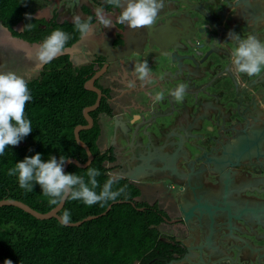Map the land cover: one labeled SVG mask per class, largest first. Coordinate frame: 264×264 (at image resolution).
I'll use <instances>...</instances> for the list:
<instances>
[{"label":"flooded vegetation","instance_id":"obj_1","mask_svg":"<svg viewBox=\"0 0 264 264\" xmlns=\"http://www.w3.org/2000/svg\"><path fill=\"white\" fill-rule=\"evenodd\" d=\"M245 1L254 9V14L256 13L259 17L257 20L264 19V0ZM100 6H104L113 15L120 11L103 4V0H35L31 15L34 18L39 17L40 26L44 28L48 25L52 28L56 24L73 23L72 17L76 14L82 18L92 17L96 37L87 44L82 42L84 38L79 37L75 43L65 48V50L67 48L73 50L64 53L70 54V59L76 68L91 74L88 79L95 75L94 84L103 93L101 103L96 109L103 104L104 100L110 105V111L103 110L97 116L91 114L94 117V125L96 121L101 124V134L98 140L101 150L114 156L112 160L108 161L110 173L121 175L122 172L130 170L131 167L139 163L137 159L139 152L137 150L129 151L131 148L126 146V143L122 142L116 134H125L124 125L130 126L132 122L138 123L140 115H143V110L146 107L145 97L154 83L153 77L158 74V66L155 65L157 59L149 53L153 48L158 49V47L157 45L148 47L149 44L145 43L146 36L143 37V33H147V30L150 29H126L124 25H115L111 29L103 28L97 23L94 14V8ZM184 7L183 0H165V6L160 9L155 27L174 24L175 14L172 12L175 9L183 10ZM112 19L115 20V16H112ZM257 22L256 28L258 29L263 20ZM24 25L23 20L12 24V26L0 21V65H3L5 69L30 74L36 63L35 49L43 40H35L32 38L34 34L22 31ZM125 30L127 31L126 35L132 36L133 39L130 44L131 48L129 51L124 50L125 55L120 59L114 52L119 50V46L126 44L122 38ZM258 31L262 32L259 29ZM106 40L112 41L113 45L110 49L102 48V43ZM79 43H83L80 48ZM76 53L78 54L76 55ZM82 53H87V57ZM110 54L113 55V59H107ZM145 59L151 69V79L149 82L141 83L134 75V65ZM44 68L45 65L41 67L38 74L31 76L30 79L39 77ZM236 72L233 69L225 71L223 80L220 79V74H214L212 80L216 81L215 86L206 89L208 92L211 90L213 94L201 95V98L210 100L214 109L222 113L221 120H230L226 125L233 126L234 131L230 130V127H227V130L221 129L220 134L223 136H220L216 126L209 128L210 123H207L206 128L201 131L189 130V133L186 134L188 137L192 134L198 135L197 138L190 137L189 140L196 147L187 142L188 149L186 147L183 156L178 157L175 163L177 171L158 169L153 173L149 172L150 174L147 172L141 179L133 181L127 177L141 190L135 199L145 201L149 205H157L163 217V221L158 227L162 231L161 238L171 243V257L166 258L161 264H172V262L194 264L193 262L201 260L202 255L208 264H264V258L258 257L260 252H250L251 247H259L264 242L250 233L253 230L263 233L264 228L255 225L256 223L254 227H249L237 215L240 213V209L247 205L251 207L254 205L264 206V146L262 147V156L242 160L239 165L233 166L236 171L231 172L228 181L220 172L214 173L211 169L213 165L209 161L207 162L209 157L220 156L224 146L229 142L228 140L233 139L238 132L264 126V92L256 93L259 89L257 87L254 89L255 91L252 90L246 94L244 88L247 84L242 85V79L237 77ZM130 81L135 82V87L127 86ZM90 90L96 92L97 100L98 92L94 89ZM250 95L253 96V101L245 111L242 104ZM192 104L193 102L187 105L190 113ZM117 120L119 122L116 124ZM220 126L224 127L222 124ZM179 131V127L171 129L168 132L170 139L176 141ZM108 133V138L112 137L114 141L111 144L105 139ZM110 140L112 141V139ZM202 141L204 144H201ZM185 155L188 156L187 159H185ZM202 155L205 156L201 157ZM156 165L158 168L163 166L159 158H157ZM198 170H200L199 175ZM182 186L186 191L183 192ZM183 194L192 202L191 205L197 203L198 200H207L217 206H226V203H218V201L229 199L232 210L230 212L228 209L219 210L221 216H216L214 219L212 234L209 232L207 216L204 225L198 220L193 223V227H197V230L193 231L184 220L180 203ZM236 209L237 211H235ZM201 245L203 247L205 245V247L198 248ZM244 246L246 248L243 249ZM191 252L194 253L191 254ZM261 253L264 251L261 250ZM187 256L193 261L188 260Z\"/></svg>","mask_w":264,"mask_h":264},{"label":"trees","instance_id":"obj_2","mask_svg":"<svg viewBox=\"0 0 264 264\" xmlns=\"http://www.w3.org/2000/svg\"><path fill=\"white\" fill-rule=\"evenodd\" d=\"M35 0H0V21L12 26L19 21L36 25L27 31L33 39L43 40L53 30L61 29L70 35L66 47L80 37L73 23L56 24L54 27L40 26V19L29 21L26 13H32ZM36 6V5H35ZM29 34V35H30ZM29 37V36H28ZM88 70V69H86ZM90 73L76 68L69 53H63L48 64L39 77L28 80L32 99L25 105V118L32 124V131L16 146H6L0 156V200L17 198L40 211H48L57 204L50 203L51 197L42 193L38 183L33 191L20 188L16 175L9 176L8 170L25 156L41 153L47 161L50 156L57 159L64 155L78 157L85 161L86 149L77 142L75 127L86 123L83 109L94 103L96 92L85 87ZM109 110V103L103 104L91 113L97 116ZM101 134L100 122L91 128L81 130V137L90 145L93 161L86 167L70 163L65 173L86 176V169L97 168L100 187L109 178L108 161L114 156L102 151L98 142ZM116 185H127V198L121 195L104 215L85 220L79 225L63 226L57 217L39 218L20 206H0V259H10L13 264H161L171 257V243L161 238L158 225L163 221L157 205L134 200L140 188L127 177L122 176ZM100 188L97 189L99 192ZM113 201L88 206L82 201L66 200L59 211L70 213L71 221H77L91 214L106 210ZM142 206H146L144 209Z\"/></svg>","mask_w":264,"mask_h":264},{"label":"water","instance_id":"obj_3","mask_svg":"<svg viewBox=\"0 0 264 264\" xmlns=\"http://www.w3.org/2000/svg\"><path fill=\"white\" fill-rule=\"evenodd\" d=\"M183 2L185 9H175L172 12L175 14L174 24L155 27L157 19H159L157 17L150 30H147V33L144 32L145 34L143 33V37L146 36L145 43L149 44L148 47L152 45H157L158 47V49L153 48L149 53L157 59L155 65L158 66V74L153 77L154 83L145 97L146 107L143 110V115L139 116L138 123L134 124L132 122L130 126L124 125L123 128L125 132L124 143L131 148L129 151L134 152V150H137L139 152L137 157L139 163L131 167L130 170L121 173L122 176H126L132 181L139 180L145 173H153L158 169H169L171 172L177 171L175 163L178 157L183 156L186 147L188 149L187 142L196 147L189 140L190 137L197 138L198 135L192 134L188 137L186 134L189 133V130L201 131L206 128L207 123L211 124H209V128L216 126L219 129V134L221 129L227 130V127H230V130H235L232 128L233 126L226 125L230 120H221L220 115L222 113L214 109V106L210 104V100L201 98V95L213 94L211 90L208 92L206 89L207 87L215 86L216 81L212 80L214 74H220V79L223 80L225 79V71L235 70L231 63V52L236 44L234 40L229 38L230 32L238 34L241 38L255 35L257 39L264 41V19L257 20L259 17H257L256 13L254 14V9L247 5L245 0H183ZM257 21L261 22L258 26V29L262 31L260 33L256 28ZM125 27L129 29L126 25ZM124 32L122 38L126 44H122L119 46V50L114 52L120 59L125 55L123 51L126 49L129 51L131 48L130 44H132L133 39L132 36L126 35V30ZM112 45L111 40H106L102 43V48L106 49L107 47V49H110ZM72 50V48H67L64 52H71ZM180 50L183 52H180ZM97 52L100 53V51ZM112 57L113 55L110 54L107 59H113L114 57ZM236 75L242 79V85L247 84V89L244 88L246 94L257 87L259 89L256 93H260L258 91L264 92V71L254 76L237 72ZM94 78L95 75L88 79L85 85L87 88L98 92L97 100L84 107V115L87 122L77 124L74 130L77 142L86 149L88 157L85 161L75 156L68 157L63 165L64 171L70 163L86 167L94 159V153L90 145L81 137V130L94 125V117L91 111L100 105L103 95L102 90L94 84ZM180 84H185L187 87L183 99L177 101L172 95V90ZM157 94H161L162 98L156 99ZM252 101L253 96H247L242 104L245 111ZM191 102L193 104L190 113L187 105ZM118 122L117 120L116 124ZM221 124L224 127H221ZM177 127H179L180 131L176 135L177 140L174 141L170 139L168 132ZM186 137L189 139H186ZM228 141L220 156L207 158V162L209 161L213 165V167L211 166L213 172H220L227 181L231 177V172L236 171L233 166L239 165L242 160L262 156L264 126L252 127L250 130L244 129L243 132H238L233 139ZM201 144H204L203 141ZM204 156L202 155L201 157ZM184 157L185 159L188 158L187 155ZM157 158L163 163L161 168L156 165ZM199 174L200 170H198ZM186 186L188 187L187 184ZM181 188L183 192L186 191L184 186ZM184 194L180 201L181 208L185 222L193 231L197 230V227H193V223L198 220L199 223L204 225L207 216L209 219V232L212 234L213 221L216 216H221L219 210L228 209L229 212L232 210L229 199H220L218 201V203H226V206H217L207 200H198L197 203L191 205L192 202ZM117 201H124V199L111 202L106 210L99 214H91L77 221L70 220L68 225H79L85 220L104 215ZM131 202L136 204V199L131 200ZM65 203L66 200L59 202L50 210L43 212L21 199L10 197L0 200V206L13 204L20 206L39 218L57 217L59 220L62 216L59 211ZM237 215L249 227H254L256 223L255 225L264 228V206L254 205L251 207L247 205L240 209V213ZM250 234L258 240H264V232L259 233L258 230H253ZM204 247L203 245L198 246L200 249ZM250 250V252H260L258 257L264 258V253H261V250L264 251V242L259 247H251ZM193 253L191 252V254ZM201 257L199 262L193 263L199 264L202 262L203 264H208V262L204 261V256L202 255ZM187 258L193 261L188 256ZM0 264H4L2 259H0ZM172 264H177V262H172Z\"/></svg>","mask_w":264,"mask_h":264},{"label":"clouds","instance_id":"obj_4","mask_svg":"<svg viewBox=\"0 0 264 264\" xmlns=\"http://www.w3.org/2000/svg\"><path fill=\"white\" fill-rule=\"evenodd\" d=\"M103 4L120 11L113 15L104 6L94 8L95 19L99 25L108 29L115 25H126L136 30L150 29L154 25L160 9L165 6V0H103ZM25 16L29 21L33 19L30 13ZM112 16H115V20ZM72 22L81 38L93 35L95 25L91 16L82 18L76 14L72 17ZM34 27L35 24L27 23L22 31H30ZM229 38L236 44L231 52V63L238 73L254 76L264 71V41L257 39L255 35L241 38L233 32L229 33ZM69 39L70 35L61 29H55L45 37L35 49L36 63L30 74L0 66V156L4 155L6 146L18 145L31 133V121L25 118V105L32 99L28 79L38 74L43 65L63 54ZM82 55L87 57L88 54ZM134 75L141 83L150 81L151 69L146 59L135 63ZM127 86L135 87V82L130 81ZM186 87L185 84H180L172 90V95L177 101L183 99ZM160 98L161 94H157L156 99ZM65 162L64 155L59 159L50 156L47 161H43L41 153L37 152L16 162L15 166L8 170V175H16L20 188L27 191H33V183H38L42 193L51 197L50 203L54 205L65 200L82 201L88 206L96 203L103 205L108 201H116L121 195L127 198V185L116 187L123 179L121 175L110 174L100 187L97 177L101 173L97 168L89 166L86 169V180L83 175L65 173ZM70 219V213L65 211L60 217V223L68 226ZM4 264H13V261L5 259Z\"/></svg>","mask_w":264,"mask_h":264},{"label":"crops","instance_id":"obj_5","mask_svg":"<svg viewBox=\"0 0 264 264\" xmlns=\"http://www.w3.org/2000/svg\"><path fill=\"white\" fill-rule=\"evenodd\" d=\"M213 11H215V10H213ZM94 35H96V30H95V28H94V32H93V36H94ZM93 36H92V37H93ZM93 39H94V38H93ZM89 40H90V39L87 40V39L84 38V42H85L86 44L89 43ZM82 44H83V43H81V44L79 43V47H81ZM180 52H183V51L180 50ZM110 128H111V127H110ZM109 132H111V131H109ZM110 134H111V133H110ZM116 135H117V137H119V139H120L122 142L124 141L123 137H124L125 134L121 133V134H116ZM108 137H109V133H108V135L105 137V139L108 140V142H109L110 144L113 143V142H114V141H113V138H112V137L110 138V139H112V141H111ZM127 137H128V136H127ZM128 139H129V137H128ZM129 140H130V139H129ZM115 142H116V140H115Z\"/></svg>","mask_w":264,"mask_h":264},{"label":"bare ground","instance_id":"obj_6","mask_svg":"<svg viewBox=\"0 0 264 264\" xmlns=\"http://www.w3.org/2000/svg\"><path fill=\"white\" fill-rule=\"evenodd\" d=\"M115 29V28H114ZM114 32V31H113ZM93 35H91V36H88V37H85V39H90L89 41H91L93 38H95L96 37V35H94L93 37H92ZM82 42H84V40L82 41ZM80 48V47H79ZM78 53H76V55H77Z\"/></svg>","mask_w":264,"mask_h":264},{"label":"rangeland","instance_id":"obj_7","mask_svg":"<svg viewBox=\"0 0 264 264\" xmlns=\"http://www.w3.org/2000/svg\"><path fill=\"white\" fill-rule=\"evenodd\" d=\"M0 66H3V65H0ZM27 78V77H26Z\"/></svg>","mask_w":264,"mask_h":264}]
</instances>
